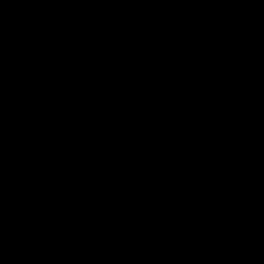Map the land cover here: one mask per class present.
Instances as JSON below:
<instances>
[{
  "label": "water",
  "instance_id": "95a60500",
  "mask_svg": "<svg viewBox=\"0 0 264 264\" xmlns=\"http://www.w3.org/2000/svg\"><path fill=\"white\" fill-rule=\"evenodd\" d=\"M0 264H264V0H0Z\"/></svg>",
  "mask_w": 264,
  "mask_h": 264
}]
</instances>
